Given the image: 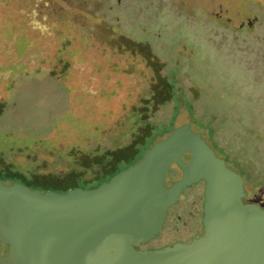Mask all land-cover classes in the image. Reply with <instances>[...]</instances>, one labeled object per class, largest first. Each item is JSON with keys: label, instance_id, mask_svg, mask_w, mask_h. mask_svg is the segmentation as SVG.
<instances>
[{"label": "rangeland", "instance_id": "374dc122", "mask_svg": "<svg viewBox=\"0 0 264 264\" xmlns=\"http://www.w3.org/2000/svg\"><path fill=\"white\" fill-rule=\"evenodd\" d=\"M20 33L30 46L19 59ZM0 39V167L13 165L3 184L28 181L34 170L32 190L93 189L106 181L61 177L68 169L61 162L93 155L101 163L110 151L123 158L122 172L188 124L239 171L249 200L264 209V0H0ZM142 46L153 59L132 50ZM152 60L174 91L167 102L156 96L160 111L148 123L135 107L156 83ZM175 109L182 111L170 126ZM140 122L149 127L144 135ZM199 188L183 189L186 200L172 205L177 213L146 249L201 233V200L190 196Z\"/></svg>", "mask_w": 264, "mask_h": 264}, {"label": "water", "instance_id": "95a60500", "mask_svg": "<svg viewBox=\"0 0 264 264\" xmlns=\"http://www.w3.org/2000/svg\"><path fill=\"white\" fill-rule=\"evenodd\" d=\"M188 153V161L183 156ZM176 165L181 179L165 186ZM205 182L204 235L138 251L160 231L182 189ZM243 180L188 124L98 187L58 194L0 181V264H264V209L245 204Z\"/></svg>", "mask_w": 264, "mask_h": 264}, {"label": "trees", "instance_id": "16d2710c", "mask_svg": "<svg viewBox=\"0 0 264 264\" xmlns=\"http://www.w3.org/2000/svg\"><path fill=\"white\" fill-rule=\"evenodd\" d=\"M24 37H25V35L20 33L19 43L17 44L16 47H14L15 53L19 59L26 52L28 46H30L29 41L25 40ZM3 38L5 40V37H2L1 39H3ZM6 38H8V37H6ZM9 38L11 39V37H9ZM7 40H9V39H7ZM66 46H67V40L61 45V48L66 49L67 48ZM133 47H135V46H133ZM132 50L133 51L137 50L140 54L143 53L144 57L146 59H148V58L153 59L152 52H151L150 48L147 46L146 47L142 46L140 50H138L137 48H133ZM47 60H49V59H47ZM56 62L60 63V59ZM149 62H151V61H149ZM148 66L153 70V72H155V74H153V80L155 79L156 83L153 85V90L151 92V96L146 98V102L144 101V103L138 105V107H135V110L140 115L139 121H141L142 118H146V121H148V123H149L150 119H153V117H155L158 114L157 112L160 111L159 107H157V105H155L156 103L153 104L156 96L159 95V93H160L163 95L165 102L170 101L172 99L171 97L173 95L174 88L168 82L166 77L159 76V70L160 69H155L154 61L152 64L151 63L148 64ZM0 106H1V102H0ZM181 111H182V109H179V110L175 109L174 110L175 114H173L171 116L170 122L168 123V125L172 126L173 122L175 123L176 118L180 114ZM1 112H2V110L0 111V113ZM141 125H142V123L140 122V126L138 127L139 128L138 134L140 133L141 135H144L147 133V129H149V127L147 126V129L144 130ZM202 131H205V130L202 129ZM137 141L138 140L136 138H132L131 146L133 147L137 143ZM73 153H74L73 151L68 153V158L70 159V161L73 160V157H74ZM103 156H105L106 158L101 163H99V161L96 162L95 159H93V155H84V157H82V159H80V160L77 159L78 163H75L76 161L75 162H73V161L69 162L68 161L67 163L61 162L62 167H65V169L68 168V169H66V172L61 175V177L66 176V175H72V176L77 175L78 178L80 177V180L82 177V178H84L83 180L85 182H87V183L88 182H94V183H96V185H99L101 182L109 180L111 177H114L115 174L117 175L120 172L118 165L121 164L120 161H122L123 158L122 157L121 158L113 157L112 153L110 151L105 152ZM79 161H81V162H79ZM8 163H10V162H8ZM93 164L94 165L96 164L97 169L91 168ZM10 165H12V164H9L8 167L6 165H4L5 166L4 168L0 167V181L1 182H3V180L4 181L9 180V175L11 174L10 170H9ZM12 167H13V165H12ZM53 167L54 166L51 165V170H54ZM15 168H17V167H15ZM46 169H48V170H46L48 173L46 172L45 174H49L50 173V167H46ZM33 171L34 170H32V173L34 174ZM33 174H31L29 176L28 181L18 180L17 182H19L23 185H26V186L28 183L29 184L30 183L36 184L38 182V180H37L38 178L35 174L34 175ZM39 174L45 175L43 173H39Z\"/></svg>", "mask_w": 264, "mask_h": 264}, {"label": "flooded vegetation", "instance_id": "af4514ba", "mask_svg": "<svg viewBox=\"0 0 264 264\" xmlns=\"http://www.w3.org/2000/svg\"><path fill=\"white\" fill-rule=\"evenodd\" d=\"M197 133H199V132H197ZM200 134V133H199ZM201 135V134H200ZM202 137V136H201ZM205 140V139H204ZM206 142V141H205ZM207 143V142H206ZM208 144V143H207ZM208 146L213 150V152H214V154H215V156L216 157H218V158H220L221 160H223L224 161V163H225V166L228 168V169H230V170H232V171H234L236 174H238V175H240V173H239V171H236V170H234V169H232V168H229L228 166H227V162H226V160H227V158L224 156V155H222L218 150H216V149H214V148H212L209 144H208ZM188 159H189V154L188 153H186L184 156H183V160L184 161H188ZM174 170H177V172H178V177H176V175H175V171ZM181 176H182V173H181V171H180V169L176 166V165H171L170 166V168H169V170L167 171V173H166V175H165V177H166V182H165V186L166 187H169L170 185H172L173 183H175V182H177L178 180H180L181 179ZM241 176V178H242V180H243V190H244V197L242 198V202L243 203H245V204H254V205H256V203H254V202H252V201H250L249 200V196L250 195H252V194H250L248 191H247V188H246V185H244V179H243V177H242V175H240ZM107 182V181H106ZM198 184H200V188H199V190L195 193V194H192V195H190V196H194V197H197V198H199L200 200H201V207H200V218H199V220H198V217H195V219H197L196 220V225H198V226H200V228H201V233L198 235V236H195V237H193V238H190L189 239V241L188 242H182V241H178V242H176V243H183V244H187V243H190V242H192L193 240H195V239H198V238H200V237H202L203 235H204V228H203V226H202V216H203V209H202V207H203V202H204V189H205V182L203 181V180H200L199 182H198ZM182 191H183V189H182ZM182 191L180 192V194H179V196H178V199H177V202L175 203V204H178V202H184L186 199L184 198V196H183V198L181 197V199H180V196H181V194H182ZM174 205V204H173ZM173 206L171 205L170 207H168L167 209H166V215H165V218H164V221H163V224H162V226L164 225V223H165V221L166 220H170V218H172L173 216H174V214H176V213H174V214H172L171 212H170V210H171V208H172ZM169 210V211H168ZM170 215V216H169ZM169 222V221H168ZM145 243H148V241L147 242H145ZM176 243H174V244H176ZM143 243H141V244H139V243H133L132 244V247L134 248V249H136V250H138V251H150V250H148V249H146V244H144V245H142ZM1 245V244H0ZM145 246V247H144ZM171 246H173V244L171 245ZM171 246H169V247H171ZM1 247V249L3 248V245H1L0 246ZM0 249V250H1ZM3 250V249H2ZM160 250V249H159ZM152 251H155V250H152Z\"/></svg>", "mask_w": 264, "mask_h": 264}]
</instances>
